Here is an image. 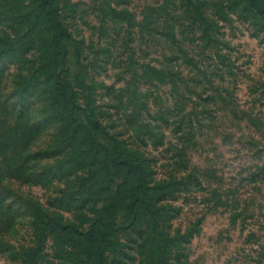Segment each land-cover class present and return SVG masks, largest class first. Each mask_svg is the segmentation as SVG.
I'll return each instance as SVG.
<instances>
[{
  "label": "rangeland",
  "instance_id": "rangeland-1",
  "mask_svg": "<svg viewBox=\"0 0 264 264\" xmlns=\"http://www.w3.org/2000/svg\"><path fill=\"white\" fill-rule=\"evenodd\" d=\"M56 1L64 60L34 0H0V264H31L43 214L67 228L37 264H264V0Z\"/></svg>",
  "mask_w": 264,
  "mask_h": 264
},
{
  "label": "trees",
  "instance_id": "trees-1",
  "mask_svg": "<svg viewBox=\"0 0 264 264\" xmlns=\"http://www.w3.org/2000/svg\"><path fill=\"white\" fill-rule=\"evenodd\" d=\"M35 7L40 15H43L47 23L49 24V45L52 49H55L57 54L61 55L63 60L67 56V46H66V37L68 35V30L63 24L60 14L59 7L56 0H34ZM248 2L253 7H258L257 0H248ZM57 95L62 98V101L67 105V113L73 115L75 111H79L83 118V121L87 124L89 130H92L96 133H100L101 130H104V125L101 123L100 119L95 115V110L90 104L89 100L84 104L78 103V90L74 87L72 82L66 77L63 76L57 81ZM112 143L116 148L119 149V141L117 138H112ZM121 151V150H120ZM117 163L125 168H133L139 173V180L132 184L125 192V197L127 202L132 205L141 204L145 201V192L146 186V167L142 161L132 159L130 157H123ZM42 219L46 220L49 223H52L51 226H46L48 223L36 224L37 230L35 232V244L29 245L25 248L24 251V261L31 262V264H37V254L40 251V240L38 243L39 235L48 231L64 230L67 228L66 225H63L54 215L43 214ZM102 230L99 232L100 235H105L108 229V222L104 218H100ZM49 227V228H48ZM75 231V230H74ZM81 234L80 232H77ZM93 233H90V236ZM38 243V244H37ZM93 264H104V258L100 251L97 249L96 256Z\"/></svg>",
  "mask_w": 264,
  "mask_h": 264
}]
</instances>
